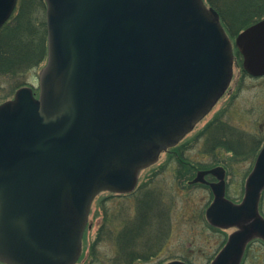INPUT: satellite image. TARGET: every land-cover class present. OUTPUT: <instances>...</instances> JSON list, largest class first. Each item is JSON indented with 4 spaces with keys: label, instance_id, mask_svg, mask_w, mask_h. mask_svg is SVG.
<instances>
[{
    "label": "water",
    "instance_id": "1",
    "mask_svg": "<svg viewBox=\"0 0 264 264\" xmlns=\"http://www.w3.org/2000/svg\"><path fill=\"white\" fill-rule=\"evenodd\" d=\"M16 1L0 0V27ZM44 1L38 97L21 88L0 105L3 264H76L95 198L132 192L138 173L193 130L233 75L230 39L204 0ZM234 44L244 71L264 76V19ZM211 171L220 180L206 219L241 228L211 264H239L249 239L264 240V145L238 206L223 198V169Z\"/></svg>",
    "mask_w": 264,
    "mask_h": 264
},
{
    "label": "rangeland",
    "instance_id": "2",
    "mask_svg": "<svg viewBox=\"0 0 264 264\" xmlns=\"http://www.w3.org/2000/svg\"><path fill=\"white\" fill-rule=\"evenodd\" d=\"M18 2L14 15L10 18V20L13 18L12 23L17 17ZM204 2L206 3V0ZM207 6L212 7L208 4ZM235 38L229 37L233 52V76L226 92L210 113L177 145L162 152L154 164L138 173L134 193L128 195L100 193L95 198L85 224L81 256L76 264H121L116 244L117 233L131 223L129 218H132L141 201L139 195L146 190H154L158 194L160 192L163 203L168 208L165 226L167 239L161 243L163 247H160L155 255L132 264H167L172 261L209 264L210 259L222 246L231 230L225 232L213 230L207 223L204 214L211 202L210 191L198 185L189 187L187 183L195 179L196 171L219 165L226 168L228 195L239 200L243 195L247 175L253 169L254 157L237 159L225 149L216 147L217 145L214 146L215 154L207 148L205 152L206 138L199 133L208 122L214 120L217 123L224 122L253 137L251 142L257 147V152L264 144V77L252 78L245 75L242 61L240 66L236 64ZM45 63L46 60L38 67L27 69L21 74H0V105L13 99L21 88H30L37 95L39 76ZM207 146L209 147L208 143ZM182 160L186 161L185 165L179 163ZM207 178L208 181H214L212 177ZM259 206L264 213V192ZM157 210L158 208H156L158 213ZM115 219L124 220V223L121 224ZM97 236H100L98 243ZM156 238L155 232H148V235L143 236L147 243H155ZM249 256L248 264L250 260L251 262L253 260V263L257 262L256 257L259 256L264 259V249L258 243H254L249 248Z\"/></svg>",
    "mask_w": 264,
    "mask_h": 264
},
{
    "label": "trees",
    "instance_id": "3",
    "mask_svg": "<svg viewBox=\"0 0 264 264\" xmlns=\"http://www.w3.org/2000/svg\"><path fill=\"white\" fill-rule=\"evenodd\" d=\"M206 3L217 11L222 26L230 38H235L239 32L264 18V0H206ZM43 10H45L43 0H19L17 17L13 23L12 18L0 29V74H21L44 63L47 56V33ZM234 60L240 66L242 60L238 52ZM199 134L206 138L205 152L207 148L215 154V148L221 147L227 152H232V156L237 159L256 157L258 149L251 142L253 137L224 122L211 121ZM179 163L185 165L186 161L182 160ZM153 191H142L143 195H139L141 201L134 216L129 218L131 223L117 233L116 244L121 264L147 260L157 253L154 248L163 245L161 243L167 239L165 226L168 208L164 203L155 201L157 195ZM154 216H161L157 227L153 224ZM117 222L124 223V220ZM148 232L156 233L155 243L143 240L144 234L148 235ZM98 242L100 236H97L96 243Z\"/></svg>",
    "mask_w": 264,
    "mask_h": 264
},
{
    "label": "flooded vegetation",
    "instance_id": "4",
    "mask_svg": "<svg viewBox=\"0 0 264 264\" xmlns=\"http://www.w3.org/2000/svg\"><path fill=\"white\" fill-rule=\"evenodd\" d=\"M15 10H16V7L14 8V10L11 12V14H10V17H9V19L6 21V23L10 20V18L14 15V13L13 12H15ZM5 23V24H6ZM4 26V25H3ZM2 26V27H3ZM1 27V28H2ZM0 28V29H1ZM245 75H247L246 73H245ZM260 78H263V77H260ZM36 95V94H35ZM209 123V122H208ZM207 123V124H208ZM264 145V144H263ZM262 148V147H261ZM260 148V149H261ZM260 149H259V151H260ZM259 151L257 152V154L259 153ZM229 153H231L232 154V152H229ZM257 156V155H256ZM217 168V167H220L221 169H223V173H221V175H222V179H223V182H224V190H223V198L226 200V201H228V202H230V203H232L233 205H239V204H241L242 203V201H243V198H244V195H245V183H244V191H243V195H242V197L239 199V200H237V199H234V198H231L230 197V195H228V190H227V187H226V168L224 169L222 166H219V165H214V166H210L208 169H203V170H198V171H196V174H195V176H197V174L198 173H205L204 175H203V181H199V182H196V183H193L192 182V180H190V181H188V183H187V186H189V187H196V185H198V186H203V187H205V188H207L209 191H210V196H211V202L209 203V205L207 206V209L210 207V205L214 202V199H215V194H214V190H213V188H212V185H215V184H217V183H219V175L220 174H214L211 170H213L214 168ZM207 177H212L213 178V180L214 181H208V178ZM246 182V181H245ZM134 191H136L135 189H134ZM134 191H132L131 193H134ZM153 192H155L154 194H156L157 195V199L155 200L157 203H160V204H162L163 203V199H162V196H161V193L159 192V195H158V193L156 192V191H153ZM263 192H264V188L262 189V191L260 192V198H259V201H258V206H257V211H258V216H260L263 220H264V213H262V211H261V208H260V201H261V198H262V194H263ZM130 193V194H131ZM142 193V192H141ZM140 193V194H141ZM114 195V194H113ZM128 195V194H127ZM141 195H143V194H141ZM207 209H205V214H204V216H205V219H206V211H207ZM134 216V214L132 215V217ZM161 220V216H154V221H153V224H154V226L155 227H157L158 226V223H159V221ZM206 221H207V223L209 224V226L211 227V229H213V230H218V231H221V232H225V231H227L228 229L229 230H231V232L227 235V238H226V240L224 241V243L222 244V246L218 249V251L215 253V255H214V257L212 258V259H210L211 261H209V264H211L213 261H214V259L216 258V256H217V254L220 252V250H222L221 248H223L225 245H226V243H227V241H228V239H229V237L233 234V233H235V232H237V231H240L241 230V228L240 227H238L237 225H233V226H224V227H217V226H213V225H211L209 222H208V220L206 219ZM254 243H258L259 245H260V247H262L263 249H264V240L263 239H261V238H259V237H253V238H251V239H249V241H247V243L245 244V246H244V250H243V252H242V256H241V258H240V261H239V264H248L247 263V261H248V259H249V248H251V246L254 244ZM163 247V245H161V246H156L155 248H154V251L155 252H158L161 248ZM157 248H158V250H157ZM160 248V249H159ZM256 259H257V262H255V263H253V260H252V262H251V260H250V263L249 264H264V259H262V256L260 257H256ZM138 261H141V260H138Z\"/></svg>",
    "mask_w": 264,
    "mask_h": 264
}]
</instances>
